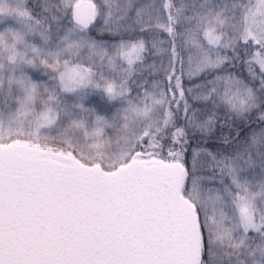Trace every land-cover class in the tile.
<instances>
[{"label": "snow or ice", "instance_id": "6c2138e0", "mask_svg": "<svg viewBox=\"0 0 264 264\" xmlns=\"http://www.w3.org/2000/svg\"><path fill=\"white\" fill-rule=\"evenodd\" d=\"M0 264H264V0H0Z\"/></svg>", "mask_w": 264, "mask_h": 264}]
</instances>
